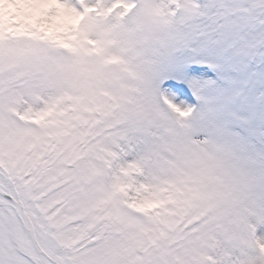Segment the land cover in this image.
<instances>
[{
  "label": "snow or ice",
  "instance_id": "6c2138e0",
  "mask_svg": "<svg viewBox=\"0 0 264 264\" xmlns=\"http://www.w3.org/2000/svg\"><path fill=\"white\" fill-rule=\"evenodd\" d=\"M0 264H264V0H0Z\"/></svg>",
  "mask_w": 264,
  "mask_h": 264
}]
</instances>
